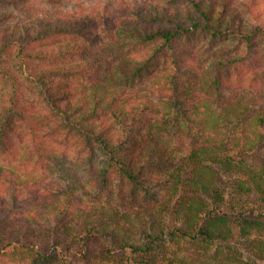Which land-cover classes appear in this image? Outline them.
<instances>
[{
    "label": "trees",
    "instance_id": "obj_1",
    "mask_svg": "<svg viewBox=\"0 0 264 264\" xmlns=\"http://www.w3.org/2000/svg\"><path fill=\"white\" fill-rule=\"evenodd\" d=\"M48 1L0 0V258L264 264V61L226 54L264 46V1Z\"/></svg>",
    "mask_w": 264,
    "mask_h": 264
},
{
    "label": "rangeland",
    "instance_id": "obj_2",
    "mask_svg": "<svg viewBox=\"0 0 264 264\" xmlns=\"http://www.w3.org/2000/svg\"><path fill=\"white\" fill-rule=\"evenodd\" d=\"M63 0H54V1H48L46 2V7L48 13L49 12H57V11H62V10H75L78 9L80 10L81 8L87 7L89 9L99 7L100 5H103L106 0H68L67 2H62ZM115 1V0H114ZM118 1H129L131 4L135 2H148L149 0H116ZM264 1V0H263ZM80 4V5H79ZM264 5V2L262 3ZM7 6L0 3V9H5ZM226 41H229L232 43L233 38L230 37H221L219 39H216L214 41H210L209 39L205 37H197L193 39H188L184 38L180 42V47L179 51H183L184 47H191L198 53L199 57H203V60L210 62V59L215 56L221 57L224 52V48L228 47L226 44ZM234 43V42H233ZM246 48L244 45L235 46L231 50L230 54L232 55H243L247 56L248 58L247 63L244 62V60H241L239 62L240 65H237L232 67L234 71H242V74H246L250 72V68L252 65H257L261 67L262 62L264 61V46H261L259 48L258 52L250 51L246 52L244 49ZM188 49H186L187 51ZM184 52V51H183ZM238 53V54H237ZM160 78H157L156 83H158ZM157 95L164 96L165 91H160L157 92ZM155 97V96H154ZM157 103H159L160 108L163 110L167 108V103L165 102V99L162 98H154ZM138 100L141 101L140 97H138ZM140 105H143V102H140ZM259 103L256 104V108L259 107ZM179 155V154H178ZM111 200L117 205L118 211H125L127 209H131L133 212V217L132 221H134L138 225H143L144 223H149L151 221V218L149 216V212L147 209H151L153 207V202L145 201L140 198H131L127 195H120L116 193L114 194V197L111 198ZM139 210V216H137L135 211ZM234 228V234L238 235L239 233V226L237 224H233ZM0 264H33L28 260L26 263H21L18 259L11 258L9 260H6L4 258H0ZM58 264V263H55ZM59 264H65V263H59Z\"/></svg>",
    "mask_w": 264,
    "mask_h": 264
}]
</instances>
